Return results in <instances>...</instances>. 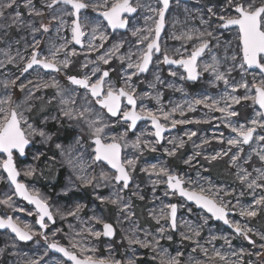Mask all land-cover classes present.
Segmentation results:
<instances>
[{
  "label": "rangeland",
  "instance_id": "1",
  "mask_svg": "<svg viewBox=\"0 0 264 264\" xmlns=\"http://www.w3.org/2000/svg\"><path fill=\"white\" fill-rule=\"evenodd\" d=\"M5 2L6 0H0V3ZM90 2L95 3L97 0H90ZM25 3L26 0H17V4L12 9H4L5 16L0 17V61H4L0 65V99L11 95L16 103L22 104L21 111H24L29 123L37 128H43L52 136V139L47 143L39 136L34 137L31 146L26 149V155L20 157L16 154L15 159L17 167L22 171L29 166L37 169L34 176L25 177L22 174L18 179L25 183L30 190H38L47 199L55 223L46 221L47 228H40L37 223L35 206L15 195L14 186L8 181L7 173L0 167V200L11 196L13 203V208L0 205V216H12L14 220H18L22 224L31 225L33 231L37 233L33 236L32 242L23 243L18 241L9 230L4 232L0 230V264H28L30 260H37L41 257L43 259L40 264H70L63 257L52 253L47 245L56 242L68 248L70 240L73 238L89 248H95V255L98 257L111 255L122 262L135 259L136 264H161L162 256H176L177 252L182 253L179 257L181 264H196L197 261H200L201 264H225L224 261L215 257V251L224 255L227 261L239 260L240 264H264V248L260 247L264 244V240L260 238V234H264V211L254 218L242 217L239 214L242 207L252 205L255 199L264 195V188L249 189L247 184L242 183L239 179V175L243 174L242 170L251 173L249 179L258 175L255 169L264 170V162H261L256 154L264 150V142L254 139L250 144L242 145V152H239L236 147H232L228 151V155L209 161L205 157L229 149L230 146L226 141L235 136V133L224 126L220 112H212L202 104L195 105V111H188V103L195 99H203L207 96L221 100L226 94L232 93L231 85L238 84L243 80H247L251 84L253 78L257 81L264 78V74L260 70L250 71L246 68L242 73L238 61L234 67L231 56L236 51L235 29L218 28L219 21L216 17H210L207 12L208 7H213L217 13L227 11L229 14H234L227 7L226 0H176L171 5L165 24L166 29L160 40L162 50H166L170 56L179 58L176 50L187 56L191 52L193 44L198 43L196 40L186 41L183 38H176L183 37L184 33L191 32L195 36L198 32L212 31L213 37H215H208L209 48L198 59V71L201 74L197 82L189 83L187 79H182L181 77H186V73L174 65L162 63V54L153 57L148 73H142L132 78L138 97V110L140 107L153 111L163 108L164 111L170 112L173 107L183 105L185 115L181 116L177 111L173 118L191 120L192 123L179 124L175 128L169 127L171 132L165 136L164 141L156 143V137L153 135L154 130L150 123L144 122L135 132H131L127 124L122 121L118 122L117 118L110 117L106 112L103 113V119L109 125L106 134L109 137L123 136V140L120 142L122 145L127 144V147H122V159H136L137 161L135 171L132 172L133 179L130 187L121 193L126 200L130 201L131 212L134 213L127 220L115 206L101 203L96 198L97 196L110 197L117 190L116 188L111 185L106 186L103 182L99 188L84 186L77 178L85 174L98 177L101 170L110 174L114 173V170L103 163H92L94 145H92L86 129L82 131V126H78L75 121H68L60 116L58 100L48 103L49 99L54 96L55 89L48 88L36 92L33 84H29L28 81L39 83L42 80L51 81L55 78L63 88L72 89L75 86L70 84L67 76L79 77L85 73L90 74L91 68L99 66L102 70H109L108 79L114 86H124L123 77L134 71V69H127V57L130 54H135L132 55V59L135 61L139 51L145 47L144 44L137 43L138 37L133 36L132 32L136 28L154 27L151 21L146 22V17L154 15L149 12L148 6L158 7L157 0H140L144 6L139 7L132 17L127 16L129 23L126 31H113L97 12L91 8L84 10L82 18H86L88 27L85 28L87 35L84 37L83 47L70 42L72 17L69 16L63 17L67 23L59 31H57L60 27L58 21L50 25L48 33L42 31L33 33L31 30L32 27H38L41 22L49 23L53 13L59 12L65 6L57 5L55 9L50 10L44 6L45 0H32L35 8L44 13L42 17H37L29 15L28 9L24 7ZM133 3L135 4V0ZM17 11L21 13L20 21L13 23V17ZM95 26H99V31L106 34L107 40L99 51L90 52L88 43L91 40V29ZM34 39L41 41L39 51L42 56L50 55L53 45L59 47L66 41L68 42L67 47L58 58L64 59L65 52L70 53L73 48L78 54L68 55L67 58L71 63L65 71L57 73L34 66L29 72L21 74L23 64L19 58L14 63H8L4 53L8 52L10 55L16 56L19 52L27 57L32 51L31 45L34 43ZM94 43L98 45L100 41L96 40ZM114 44L122 46L111 57L110 63L105 65L97 58L103 55L106 50H111ZM120 56L125 57L123 63L119 59ZM213 57L219 62L221 71L234 67L228 76L229 85L226 86L223 81H215L211 72L203 71V66L212 63ZM89 61L95 63H88ZM85 63H88L87 68L82 67ZM172 71L177 72V75L172 76L170 74ZM157 76L159 80H157ZM13 79H17V86L9 85L5 88V83ZM20 83L27 86L23 92L18 87ZM29 90L35 92V98L28 101L31 110L26 111L28 105L23 102ZM232 94L243 95L244 89L241 88ZM157 95L160 97L159 103L155 99ZM83 96L84 90L77 89L76 99L82 102ZM250 103L242 101L240 105L234 106L240 115L232 118L233 121L238 120L247 124L249 118L255 117L253 108L249 106ZM95 107L98 109L99 106ZM256 110H259L258 106H256ZM46 117L49 119L45 122ZM51 117H59V119H51ZM197 120L202 122L196 123ZM161 122L170 123L163 120ZM190 132L197 133L191 140L186 135ZM221 133L223 134V143L220 142ZM256 135H264V130L257 129ZM137 137L141 141L150 142L156 151L152 152L147 148L141 151L132 147ZM78 138L80 139L79 144H77ZM181 139L185 141L184 146L179 148L174 156L167 155L165 149L171 150L174 144H178ZM170 140L174 143H169ZM205 140L209 143L204 144ZM56 144L62 145L65 152L71 149L73 159H79L84 171L70 166L66 157L61 154V149L56 148ZM197 152L200 155H196ZM40 153L43 155H40L39 159H34V156ZM234 154H238V159L232 163L231 157ZM189 157L194 158L191 164H186L184 161ZM5 158L6 156L0 153V161ZM153 164L163 165L171 172L181 176L186 182L185 187L187 188L203 186L206 189L212 187L213 191L223 189L228 192L229 195H224L221 192L220 196L225 202L230 201L231 206H235L234 210L229 213V219L252 228L253 232L249 235L255 244L249 243L247 239L236 234L231 227L221 221L208 219L205 224L204 218L210 215L205 210L198 209L196 205L189 204L178 194L170 193L166 196L167 185L164 183L154 185L152 181L157 177L150 176L141 170L150 168ZM133 191L138 192V195H132ZM139 196H143V199H140ZM170 203L178 205L176 231H171L165 220L161 219L158 224L153 218L159 215L161 208ZM77 204L84 205L78 217L66 215ZM13 209H24V211ZM165 210L167 211V209ZM29 212L32 215H29ZM60 213L65 214L64 218H61ZM93 217H100L102 220L112 223L116 229L115 236L111 239L106 237L95 239L89 236L85 231L88 228L102 230V224H97ZM185 225L200 230V236L194 237L193 240L199 241V245L207 249V255L196 243L182 238V232L191 235ZM161 226L166 229L163 236L158 232ZM132 229H136V235L141 239H145V233H148L149 241L154 238L159 240L155 250L152 247L142 248L139 245H129L126 237L131 235ZM41 232L48 236L47 241L39 235ZM168 235L172 236L171 240L167 239ZM212 237H216V239H212ZM45 253L47 254L45 255ZM209 257H213L211 262H209Z\"/></svg>",
  "mask_w": 264,
  "mask_h": 264
},
{
  "label": "snow or ice",
  "instance_id": "2",
  "mask_svg": "<svg viewBox=\"0 0 264 264\" xmlns=\"http://www.w3.org/2000/svg\"><path fill=\"white\" fill-rule=\"evenodd\" d=\"M157 3L158 7L148 6L149 12L154 15L146 17V22L151 21L154 27L148 26L144 29L136 28L132 32L133 36L138 37L137 43L144 44L145 47L139 51L135 61L132 59V55L135 54H130L127 57V69H134V71L123 77L124 86H114L108 79L109 70H102L99 66L91 68L90 74L85 73L83 76L79 77L75 75L67 76V80L70 84L75 86L72 89L63 88L55 78L51 81L42 80L39 83H34L31 80L28 81L29 84H33L36 92L48 88L55 89V94L49 99L48 103H51L52 100H58L60 116L66 118L68 121H75L78 126H82V131L86 129L88 137L92 145H94L92 149V163H103L110 166V168L114 170V173L110 174L109 172L101 170L98 177L85 174L77 178L84 186L99 188L101 187V182H103L106 186L111 185L113 188H116L117 190L112 196H97L96 198L99 199L101 203H108L115 206L121 214H124V219L126 220L130 219L134 213L131 212L132 206L130 201L126 200L121 193L129 189L133 179L132 172L135 171L137 161L136 159H122V147H127V144H121L120 141L123 140V136L109 137L106 134V129L109 125L104 121L103 113L106 112L110 117L117 118L118 122H124L129 129H134L137 122L140 120H150L155 129L153 135L156 137V143H160V141L164 139L163 134L169 130V127L175 128L179 124L192 123L193 121L191 120H177L173 118L177 111H179L181 116L185 115L183 105L173 107L170 112L164 111L163 108L153 111L145 107H140L139 110H137L138 97L136 96V89L132 83V78L133 76L147 72L149 65L153 62L154 55L159 53L163 56L162 63L177 65L183 68L187 75L186 77H181L182 79L195 81L201 74L198 71V59L209 48L210 40L208 37L215 38L213 37L212 31L198 32L195 36L191 32L184 33L183 37L176 38H183L186 41L196 40L198 43L193 44L192 50L187 56L181 54L179 50H176L179 58L170 56L166 50H162L160 42L161 33L165 27V16L170 7V0H157ZM16 4L17 0H6L5 3H0V17L5 16L4 9H12ZM57 5H63L65 7L61 8L59 12H54L49 23L45 24L41 22L38 27H32V32L38 33L42 31L43 33H48L50 31V25L57 21L60 26L57 31H59L67 23L63 17L69 16L72 17L70 42L75 45H81V47L84 46V37L87 35L85 28L88 27L86 18H82V12L84 10L91 8L107 21V25L111 29L116 30L126 28L129 23L127 16L135 13L139 7L144 6L140 3V0H135V4L133 0H97L95 3H91L90 0H45L44 6L52 10L55 9ZM226 5L234 14H229L227 11L217 13L214 11L213 7H208L207 12L210 17H216L219 21L217 25L218 28L235 29L236 51L231 56L234 67L238 61V66L242 73L246 68H256L264 74V0H226ZM24 7L28 9L29 15H35L37 17H42L44 15L41 10L35 8L32 0H26ZM20 17L21 13L19 11L15 12L13 23L19 22ZM96 40L100 41L98 45L94 43ZM106 40L107 36L104 32L99 31V26L92 27L91 40L88 43L89 51H99L100 48L104 47ZM67 43L66 41L65 44H61L59 47L53 45V48L50 50V55L42 56L39 51L41 41L39 39H34V43L31 45L32 51L27 57L21 55L19 52H17L16 56H12L8 52H5L4 55L8 63H14L17 58H19L20 62L23 64L21 74L29 72L34 66L59 73L68 69L71 63L67 58L68 55L75 56L78 54L75 48H73L70 53L65 52L64 59H59L58 57L61 52L65 51ZM121 46V44H114L111 50H106L105 53L100 55L97 59L105 65L109 64L111 57L119 51ZM119 59L122 63L125 61L124 56H120ZM212 60V63L203 66V71L211 72L214 75L215 81H223L226 86L229 85L228 76L234 70V67L228 68L226 71H221L219 62L216 58L213 57ZM3 63L4 61H0V65ZM88 63L95 62L89 61ZM88 63H85L82 67L87 68ZM170 74L176 76L177 72L172 71ZM93 77H95V79H93ZM17 79H19V77H17ZM17 79L5 83V88L9 87V85L13 87L17 86ZM157 80H159L158 76ZM18 87L23 92L27 86L24 83H20ZM231 88L232 93H236L242 88L244 89V94L234 95L228 93L222 97L221 100H215L206 96L203 99H195L188 103V111H195V105L202 104L212 112H220L222 114V123L224 126L230 129L232 133H235V136L228 138L226 141L230 146L229 149L227 151L222 150L216 152L210 157H205L209 161H214L228 155V151H230L232 147H236L239 152H242V145H248L254 139L264 142V135H256L257 129L264 130V78L259 81L253 78L251 84L247 80H243L238 84L231 85ZM77 89L84 90L82 102L76 99ZM180 90L182 91V89ZM33 98H35V92L29 90L23 102V104L28 105L25 109L26 111L31 110V105L28 104V101ZM155 99L157 103H159V95H157ZM242 101L251 102L249 106L252 107L255 112V117L249 118L247 124L241 123L238 120L233 121L232 119L239 117L240 113L234 106L240 105ZM95 106H99L98 109ZM256 106H258L259 110H256ZM21 108L22 104L16 103L11 95L0 99V153L6 156L5 159L0 161V167L7 173L8 181L14 186L15 195L35 206V214L38 217L37 223L41 229H45L48 226L46 221L55 223L54 215L47 199L42 196L38 190H30L25 183L18 179L22 174L25 177L34 176L37 169L29 166L22 171L17 167L15 156L18 154L20 157H24L26 155V149L32 143L34 137L39 136L47 143L52 139V136L43 128H37L29 123L28 119L25 117L24 111H21ZM48 119L49 117H46L45 122ZM51 119H59V117H51ZM161 120L170 123L165 124L162 123ZM195 122L201 123L202 121L197 120ZM203 122L207 123L209 121ZM186 135L188 139L191 140L197 133L190 132L186 133ZM220 142H224L222 133L220 135ZM79 143L80 139L78 138L77 144ZM169 143L174 142L170 140ZM184 143L185 141L181 139L178 144H174L171 150L165 149V152L169 156H174L176 151L184 146ZM203 143L207 144L209 141L205 140ZM132 147L141 151L144 148L152 152L156 151V148L150 142L141 141L139 137H137ZM56 148L61 149V154L66 157V161L70 166L74 169L79 168L81 171H84V167L79 159H73L71 149L65 152L60 144H56ZM256 154L260 161L264 162V150ZM40 155H43V153L34 156V159H39ZM196 155H200V153L197 152ZM193 158L194 157H189V159L184 162L186 164H191ZM237 159L238 154H234L231 157V162L235 163ZM141 170L148 173L150 176L154 175L157 177L156 180L152 181L154 185L159 183L167 185L168 191L165 192L166 196L170 193L173 195L178 194L186 201L194 203L197 207L209 213L210 216L204 218L205 224L208 222V219L222 221L225 225L231 227L236 234L243 236L249 243L255 244V241H253L249 235L253 232L252 228H249L246 224L241 225L239 222L229 219V213L234 210L235 206H231L230 201L225 202L220 196L221 192H223L224 195H229L228 192L223 189L213 191L212 187L206 189L203 186L187 188L185 187L186 182L181 176L171 172L163 165L153 164L150 168H143ZM242 171L243 174L239 175V179L242 183H246L249 189L264 188V170L259 168L255 169L258 175L252 179H249L251 173H248L246 170ZM258 181L260 182L258 183ZM132 195L136 196L138 192L133 191ZM139 198L143 199V196H139ZM237 203H239V201H237ZM0 205L13 208L12 197L8 196L0 200ZM83 207L84 205L77 204L75 208L69 210L66 215L78 217ZM165 209H167V211ZM13 210L24 211V209ZM57 211L59 212V210ZM177 211L178 205L170 203L161 208L159 215L153 218L156 219L158 224L161 219L165 220L171 231H176L178 227ZM189 211H191V209H189ZM261 211H264V195L255 199L252 205L242 207L239 214L242 217L254 218ZM28 214L32 215L31 212ZM60 215L61 218H64L65 214L60 213ZM93 219L97 224H102V230L88 228L85 231L89 236L95 239L101 237L112 238L115 236L116 229L112 223L106 222L100 217H93ZM185 226L188 228V232H190L191 235L182 232V238L196 243L198 247H201L205 255H207V249L200 246L199 241L193 240L194 237L200 236V230L190 225ZM0 229L10 230L19 241H30L33 236L37 234L33 231L31 225L22 224L18 220H14L12 216H0ZM165 231L166 229L163 226L158 229L161 236H163ZM39 235L43 236L45 241L48 240V236L43 232L39 233ZM77 235H80V233H77ZM148 235V233H145V239H141L136 235V229H132L131 235L126 238L129 245H139L142 248L152 247L155 250V247L159 244V240L154 238L152 241H149L147 239ZM260 238L264 240V234H260ZM167 239L171 240L172 236L168 235ZM212 239H216V237H212ZM47 246L50 249L62 253L71 264H136L135 259H128L126 262H122L111 255L98 257L95 255V248H89L83 243L76 241L74 238L70 240V247L68 248L56 242L48 243ZM260 247L264 248V244L260 245ZM193 250L195 251V249ZM46 254L47 253H45V255ZM181 255L182 253L177 252L176 256H162L161 264H181L179 259ZM214 255L218 257L219 260L224 261L225 264H240L239 260L227 261L225 256L219 251H215ZM257 255L260 254L257 253ZM42 259L43 257L37 260H30L28 264H40ZM212 259L213 257H209V262H211ZM196 264H201V262L197 261Z\"/></svg>",
  "mask_w": 264,
  "mask_h": 264
},
{
  "label": "water",
  "instance_id": "3",
  "mask_svg": "<svg viewBox=\"0 0 264 264\" xmlns=\"http://www.w3.org/2000/svg\"><path fill=\"white\" fill-rule=\"evenodd\" d=\"M172 0H170V2H171ZM170 8V7H169ZM127 15V14H126ZM134 15V13L133 14H131L130 16H128V17H132ZM166 15H167V13H166ZM165 18H166V16H165ZM106 21V20H105ZM107 22V21H106ZM128 27V26H127ZM127 27L126 28H124V29H116V30H119V31H126V29H127ZM231 29H233V28H231ZM111 30H113V29H111ZM164 30H165V27H164ZM164 30L162 31V33H161V38H162V36L164 35ZM113 31H115V30H113ZM161 38H160V40H161ZM78 46H80L81 47V45H78ZM152 64V63H151ZM151 64L149 65V69L151 68ZM149 69H148V71H149ZM248 70H250V71H252V70H259V69H256V68H248ZM148 71L147 72H144L145 74L146 73H148ZM142 74V73H141ZM189 81H191V80H189ZM141 122H151L150 120H140V121H138L137 122V125H136V127L141 123ZM135 127V128H136ZM134 128V129H135ZM134 129H130L131 131H133ZM161 142V141H160ZM31 146V144L28 146V147H30ZM122 153H123V148H122V152H121V156H122ZM2 154V153H1ZM4 155V154H3ZM110 167V166H109ZM113 170V169H112ZM181 198H183V197H181ZM189 204H191V205H195L194 203H192V202H189V201H187ZM198 209H201V208H199V207H197ZM209 214V213H208ZM210 215V214H209ZM217 221V220H216ZM2 232H4V231H7V229H0ZM10 231V230H9ZM11 232V231H10ZM12 235H14L15 236V234L14 233H11ZM34 238V237H33ZM33 238H32V240H33ZM113 238V237H112ZM111 239V238H110ZM32 240H30V241H21V242H24V243H29V242H31ZM51 251H52V253H54V254H57L58 256H61V257H63L68 263H70L71 264V262L70 261H68L67 260V258L66 257H64L63 256V254L62 253H59V252H57V251H55V250H53V249H51Z\"/></svg>",
  "mask_w": 264,
  "mask_h": 264
},
{
  "label": "flooded vegetation",
  "instance_id": "4",
  "mask_svg": "<svg viewBox=\"0 0 264 264\" xmlns=\"http://www.w3.org/2000/svg\"><path fill=\"white\" fill-rule=\"evenodd\" d=\"M176 0H172L171 2H170V8H171V5H172V3L173 2H175ZM170 8H169V10H168V12H167V15H166V18H165V24H166V20H167V17H168V14H169V11H170ZM165 29H166V25H165ZM165 31V30H164ZM159 54V53H158ZM158 54H156V55H154V57L155 56H157ZM161 55V54H160ZM177 58V57H176ZM166 65H168V64H166ZM175 67H177V68H180L181 69V71L182 72H184V70H183V68H181V67H179V66H177V65H174ZM184 73H186V72H184ZM187 75V74H186ZM199 79V78H198ZM198 79L197 80H195V81H189V80H187L189 83H194V82H197L198 81ZM126 103V102H125ZM137 110H138V103H137ZM142 123H144V122H141L133 131H131L130 129V131L131 132H135L140 126H141V124ZM146 123V122H145ZM147 123H150L151 124V127H152V129L155 131V129H154V127L152 126V123L151 122H147ZM163 123V122H162ZM171 132V129L169 128V130L168 131H166V132H164V138H165V136H167L169 133ZM164 141V139L161 141V142H163ZM222 222V221H221ZM34 239V238H33ZM19 241V240H18ZM33 241V240H32ZM31 241V242H32ZM21 242V241H20ZM24 243V242H23Z\"/></svg>",
  "mask_w": 264,
  "mask_h": 264
},
{
  "label": "bare ground",
  "instance_id": "5",
  "mask_svg": "<svg viewBox=\"0 0 264 264\" xmlns=\"http://www.w3.org/2000/svg\"><path fill=\"white\" fill-rule=\"evenodd\" d=\"M183 101H184V99H183ZM185 103V102H184Z\"/></svg>",
  "mask_w": 264,
  "mask_h": 264
}]
</instances>
